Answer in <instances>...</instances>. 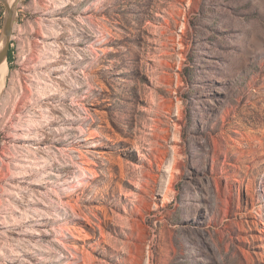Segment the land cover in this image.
I'll return each instance as SVG.
<instances>
[{
	"label": "rangeland",
	"instance_id": "1",
	"mask_svg": "<svg viewBox=\"0 0 264 264\" xmlns=\"http://www.w3.org/2000/svg\"><path fill=\"white\" fill-rule=\"evenodd\" d=\"M12 6L0 264H264V0Z\"/></svg>",
	"mask_w": 264,
	"mask_h": 264
},
{
	"label": "water",
	"instance_id": "2",
	"mask_svg": "<svg viewBox=\"0 0 264 264\" xmlns=\"http://www.w3.org/2000/svg\"><path fill=\"white\" fill-rule=\"evenodd\" d=\"M0 1L3 3L6 10V20H5V25L3 27L4 42L2 47L0 48V64H1L2 62L6 61L10 47V40L12 37L13 24H14V11H13V6H9L6 0H0Z\"/></svg>",
	"mask_w": 264,
	"mask_h": 264
},
{
	"label": "bare ground",
	"instance_id": "3",
	"mask_svg": "<svg viewBox=\"0 0 264 264\" xmlns=\"http://www.w3.org/2000/svg\"><path fill=\"white\" fill-rule=\"evenodd\" d=\"M14 1L15 0H6L7 4L9 6H12V4L14 3ZM6 70H7V65H6V63L4 61V62H2L0 64V84L2 83V80H3L4 76H5Z\"/></svg>",
	"mask_w": 264,
	"mask_h": 264
}]
</instances>
